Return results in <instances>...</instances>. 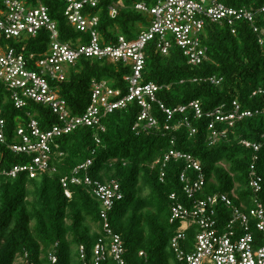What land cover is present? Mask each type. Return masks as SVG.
<instances>
[{"label": "trees", "instance_id": "1", "mask_svg": "<svg viewBox=\"0 0 264 264\" xmlns=\"http://www.w3.org/2000/svg\"><path fill=\"white\" fill-rule=\"evenodd\" d=\"M21 1L48 7L58 25L62 42L73 43L78 39L88 42V35L76 31L69 24L64 0ZM120 1L124 8L116 19H112L110 8ZM158 1L104 0L98 9H89L87 14L99 17L98 31L107 43H113L120 35L134 39L137 33L146 29L148 17L134 7ZM221 1L230 7H245L257 12L256 26L264 29V13L259 12L264 0ZM49 39L48 33L42 32L32 41L30 50L46 52ZM202 42L208 50V60L198 67L190 65L178 47H173L169 55L164 56L151 43L146 50L143 76L145 83H155L162 88L157 97L166 107L174 109L199 102L204 118L197 119L195 113L189 110L185 114H176L173 120L168 121L159 105L155 104L153 114L159 122L158 128L147 131L135 129L142 109L134 102L127 109L104 118V133L81 128L57 139L58 147L51 162V169L55 172L42 173L34 180L26 174L15 180L0 177V264H15L19 257L25 261L23 264H50L51 252L59 258L58 264H62L60 250L63 244L68 248L74 246L77 257L78 248L82 245L92 251L102 232L101 204L91 189L84 186L71 187L70 200L61 184L63 178L73 175L88 160H93V166L81 176L88 174L94 181H117L121 185L124 200L116 204L109 220L125 243L129 264H178L170 247L177 230L176 225L170 224V198L175 194L188 204L184 185L180 182L187 164L185 161H170L164 169V182L161 181L162 166L158 162L170 150L189 154L201 162L206 177L205 190H209V196L236 194L238 191L235 203L250 205L253 195L249 187L250 167L255 156L259 158L256 163L259 173L264 174V113L255 114L264 110V96H253L259 90L264 91V46L247 22H238L232 27L228 24H208ZM128 74L130 68L122 64L82 59L60 85L61 94L72 113L82 115L90 104L93 80L109 81L126 93ZM212 78L221 80L220 84H213L210 81ZM236 101L243 111L253 112V117L236 122L232 128L218 123L217 131L227 133L213 144L209 130L211 120L207 115L221 107L232 111ZM0 109L7 122L10 145L18 143L16 129L20 123H28V113L35 115L43 130L59 123L51 110L41 105L29 104L24 110L16 109L2 84ZM186 118L196 134L193 135L183 124ZM167 126L170 130H166ZM97 136L101 144L96 143ZM243 141L260 145V152L247 149ZM0 155L3 159L1 166L6 169L30 164L32 160L31 157L15 154L1 144ZM188 173L191 178L196 175ZM141 180L151 189L149 199L142 196ZM30 187L37 197L33 206L28 202L32 195ZM262 200L264 202V194ZM88 220L98 227V232H91ZM67 221L71 224L68 225ZM142 253L144 256H141ZM65 257L64 264H70V256L66 254Z\"/></svg>", "mask_w": 264, "mask_h": 264}, {"label": "built area", "instance_id": "2", "mask_svg": "<svg viewBox=\"0 0 264 264\" xmlns=\"http://www.w3.org/2000/svg\"><path fill=\"white\" fill-rule=\"evenodd\" d=\"M64 1L69 24L76 31L88 35V42L81 39L73 43L62 42L58 25L51 17L49 8L44 5H28L21 0H0V84L10 94L16 109L24 110L29 104L41 105L50 109L59 121L48 130H43L35 115L28 113V123H20L16 129L18 143L10 145L7 122L0 109V144L8 146L15 154L32 158L30 164L6 169L1 166L3 159L0 155V177L15 180L21 174H26L34 180L42 173L55 172L51 169V162L54 150L58 147L57 139L81 128H92L104 133V118L127 109L134 102L142 109L135 129L143 128L147 131L158 128L159 122L153 114L155 104L159 105L168 121L173 120L176 114H185L189 110L195 113L197 119L204 118L199 102L168 108L157 97L162 88L155 83L144 82L146 50L151 43L164 56L169 55L173 47H178L189 64L198 67L208 60V50L202 42V35L208 24H228L232 27L238 22H247L259 36V43L264 46V29L256 26L257 12L245 7L227 6L221 0H159L151 5L137 4L134 9L148 17L147 28L137 33L134 39L120 35L113 43H107L98 31L99 17L87 14L89 9H98L104 0ZM123 8L122 1L112 6V19H116ZM259 12L264 13V5ZM42 32L48 33L50 38L48 50L44 53L31 51L32 41ZM82 59L122 64L130 68V74L126 77V93L115 88L109 81L93 80L88 108L84 114L75 115L62 96L60 85L68 79L70 70ZM210 81L219 85L221 80L212 78ZM258 95L264 96V91L259 90L253 94L254 97ZM261 113L264 110L255 114ZM253 115V112L243 111L237 101L233 103L232 111H225V107H221L210 113L207 115L211 120L210 140L214 144L227 133L217 131L218 123L232 128L236 122ZM183 124L193 135L196 134L188 118ZM166 130H170V126ZM96 143L101 144L98 136ZM242 144L256 153L261 150L260 145L251 142L243 141ZM172 160L185 161L187 164L180 182L184 185L183 192L188 204L183 203L175 194L170 198V224L177 226L170 247L176 262L264 264V174H260L256 166L259 158L255 156L250 167L249 187L253 192L250 205L243 202L237 205L235 200L238 197L235 192L202 197L206 177L201 162L176 150H170L158 162L162 166L161 181L165 178V167ZM92 166L93 160H88L73 175L61 180L68 199H72L71 187L84 186L91 189L93 196L101 204L100 238L91 252L85 245L78 248L79 264H129L125 243L109 220L116 204L124 200L121 185L117 181H94L88 174L81 176L82 172H87ZM188 172H194L195 177L191 178ZM192 231L195 234L194 248L191 253H187L183 246L188 242V234ZM49 262L59 263L55 253L49 254Z\"/></svg>", "mask_w": 264, "mask_h": 264}, {"label": "rangeland", "instance_id": "3", "mask_svg": "<svg viewBox=\"0 0 264 264\" xmlns=\"http://www.w3.org/2000/svg\"><path fill=\"white\" fill-rule=\"evenodd\" d=\"M48 48H49V46H48ZM140 185H141V188L143 189L142 196L144 198H146V199H149L150 198V194H151V189L145 184V182L143 180L140 181ZM0 188H1V183H0ZM30 190L32 192V195L28 198V202H29V204L31 206H33L37 202V197L33 194L34 190L31 187H30ZM236 191H237V189H236ZM208 192H209V190L206 189L202 193L201 196L202 197H208L209 196ZM237 192H236V195H237ZM87 223L90 226V230H91L92 233L98 232V227L94 223H92L90 220H88ZM67 224L70 225L71 222L67 221ZM34 227H35V222L33 221L32 222V228H34ZM188 235H189L188 242L186 244H184L183 247H184V249H185V251L187 253H191L193 248H194L195 234H188ZM69 242H71V237L69 238ZM66 254H68L70 256V259H71V263L70 264H79L78 263V259H77V255H76V249H74V246L71 247V248H68L67 245L63 244V246L61 247V250H60V257H61V260H62V264L65 263ZM126 257H127V255H126ZM175 260H176V258H175ZM15 264H23V259L21 257H19L17 259V261L15 262Z\"/></svg>", "mask_w": 264, "mask_h": 264}, {"label": "crops", "instance_id": "4", "mask_svg": "<svg viewBox=\"0 0 264 264\" xmlns=\"http://www.w3.org/2000/svg\"><path fill=\"white\" fill-rule=\"evenodd\" d=\"M77 259H78V257H77ZM78 263H79V261H78Z\"/></svg>", "mask_w": 264, "mask_h": 264}]
</instances>
